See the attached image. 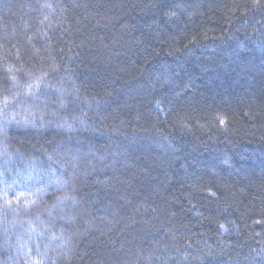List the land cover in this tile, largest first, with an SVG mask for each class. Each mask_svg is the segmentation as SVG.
<instances>
[{
	"label": "trees",
	"instance_id": "obj_1",
	"mask_svg": "<svg viewBox=\"0 0 264 264\" xmlns=\"http://www.w3.org/2000/svg\"><path fill=\"white\" fill-rule=\"evenodd\" d=\"M0 264H264V0H0Z\"/></svg>",
	"mask_w": 264,
	"mask_h": 264
},
{
	"label": "snow or ice",
	"instance_id": "obj_2",
	"mask_svg": "<svg viewBox=\"0 0 264 264\" xmlns=\"http://www.w3.org/2000/svg\"><path fill=\"white\" fill-rule=\"evenodd\" d=\"M33 203H34V201H33Z\"/></svg>",
	"mask_w": 264,
	"mask_h": 264
}]
</instances>
